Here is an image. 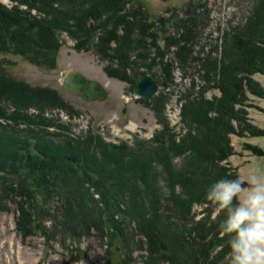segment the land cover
<instances>
[{
	"label": "rangeland",
	"instance_id": "1",
	"mask_svg": "<svg viewBox=\"0 0 264 264\" xmlns=\"http://www.w3.org/2000/svg\"><path fill=\"white\" fill-rule=\"evenodd\" d=\"M66 1L0 0V5L1 10L10 15L24 13L30 21L41 20L47 24L54 12L66 11ZM132 1L134 13L139 9L145 13L148 29L143 35L131 27L124 32L118 28V37L126 34V45L133 38L145 41V45L128 51L131 67L125 70L127 79L108 77L104 69L110 66L116 69L115 62L95 54L97 49H75L77 39L67 31L54 29L60 47L52 68L47 64L30 63L14 54L11 44L9 51H0L4 75L29 90L38 91L32 95L31 91H4L0 94V111L40 116V120H46V125L52 124L47 128L49 132L69 137L82 139L91 134L104 142L128 145L155 138L169 142L167 146L172 145L173 151L163 164L171 169L170 173L154 160L153 167L158 174L152 169L151 174L156 176L147 180L157 185L158 202L161 205L169 202L171 184L177 192L180 186L186 192L176 195L194 201L191 222L208 218V222L214 223L219 208L209 201H197L193 195L200 192L205 196L209 184L226 176L246 179L253 166L264 157V66L246 74L247 67L237 64L239 71H243L237 76L240 83L237 92L232 90L225 94L216 83L217 76L225 80L228 62L234 56V32L244 28L259 0ZM80 2L83 0L72 3ZM99 9L104 12L101 20L112 14L110 10L105 14L106 11ZM99 34L98 29L91 32V35ZM114 44H110L111 48ZM209 58L216 60L217 66L221 65V75L216 71L215 84L207 83L205 78L207 72L210 73L203 63ZM71 72L98 81L108 92L107 99L83 102L66 92L62 75ZM140 75L151 77L158 86L149 99L133 93L132 87ZM228 96L234 99L227 107ZM2 116L0 121L3 122L6 119ZM74 193L70 192L76 199L73 207L63 201L71 195L66 194L62 199L55 196L44 204V211L50 215H39L30 224L28 218L23 220L18 207L4 201L6 207H3L0 199V264H162L159 257L146 250L145 237L135 229L134 223L130 225L131 215L125 218L123 228L111 229L109 223L103 225L100 213L94 209L95 204L106 208L99 195L94 194L93 201L80 202L84 207L83 212L78 213L75 205L80 197ZM109 198L111 204L117 203L116 198ZM150 220L157 223L160 232L167 237L164 228H167V219ZM169 223L173 224L172 230L190 224L180 219Z\"/></svg>",
	"mask_w": 264,
	"mask_h": 264
},
{
	"label": "trees",
	"instance_id": "2",
	"mask_svg": "<svg viewBox=\"0 0 264 264\" xmlns=\"http://www.w3.org/2000/svg\"><path fill=\"white\" fill-rule=\"evenodd\" d=\"M72 2L73 0L66 1L68 6L65 12L55 10L57 12L53 13L47 24L41 20L30 21L24 13L10 15L1 10L3 7L0 5V51L7 52L13 46L11 51L14 54L24 57L30 63L47 64L52 68L60 47L54 29H61L67 31L73 39H77L75 49H97L94 50L95 54L103 55L116 63V69L111 66L104 69L108 77L127 79L125 70L131 67L128 60L131 52L128 51L145 45V41L133 38L132 42L126 45V34L118 37V28L124 32L131 27L145 35L148 29L145 13L140 9L134 13L135 5L132 0H83L76 5ZM99 8L106 11L105 14L108 10L112 14L101 20V14L104 12ZM251 18L254 20H250ZM247 22L244 28L234 32L235 52L228 62L225 80L217 76V86L226 91L225 94L232 90L238 91L240 83L237 76L243 71H239L237 64L247 67L244 72L246 74L264 66V0H259V4L249 14ZM96 29L100 34L91 35ZM243 29H246V36L242 32ZM78 34L80 37L77 38ZM112 43H115L114 48L110 46ZM218 62L220 63V60ZM203 65L206 71L207 67L209 68L211 75L207 72L206 82L215 84L216 71L221 75V65L217 66L216 60L210 58ZM0 80V94L4 91H31V95L38 92L6 77L3 67H0ZM228 97L225 101L227 107L234 99ZM12 112L0 111V116L4 113L2 119H6L0 121V199L2 203L4 201L9 206L18 207L23 220L29 219L28 224L33 223L39 215H50V212L44 211V204L55 196L62 199L66 194L71 195V198H63V201L66 206L73 207L76 199L72 198L73 194L70 192L75 191L74 195L80 197H77L80 201L75 207L78 208V213H81L84 203L80 202L93 201V195L97 194L106 206L103 209L97 204L94 205V209L100 213L103 225L107 222L111 229L123 228L125 218L131 215L133 220L130 225L134 223L135 229L145 237L148 247L146 250H151L160 258L162 264H227L226 238L218 230V223L223 218L221 210L219 209L214 223L208 222V218L191 222L190 213L194 201L179 198V195L186 192L184 189L179 186L177 192L175 185L171 184L169 202L161 205L156 194L157 185L147 181L158 174L153 167L154 160L163 165L162 170L170 173L171 169L165 168L163 164L167 161V155L173 151L172 145L167 146L169 142L155 138L128 145L126 142H104L99 136L91 134L82 139L69 137L59 132H49L47 128L52 124L46 125V120H40V116L32 117L26 113ZM21 124L24 127H21ZM152 169L156 175L151 174ZM79 184L81 186L77 188ZM153 194H156L155 197ZM109 196L116 198L117 203L111 204L107 200L111 199ZM193 198L208 203L200 192H196ZM23 205H26V208ZM2 206L6 207L4 203ZM150 218L167 219V228L164 227L167 229V237L160 232L157 223H151ZM175 219L190 224L186 228L172 230L173 224L169 222Z\"/></svg>",
	"mask_w": 264,
	"mask_h": 264
},
{
	"label": "clouds",
	"instance_id": "3",
	"mask_svg": "<svg viewBox=\"0 0 264 264\" xmlns=\"http://www.w3.org/2000/svg\"><path fill=\"white\" fill-rule=\"evenodd\" d=\"M205 198L222 212L227 264H264V157L246 179L220 178L207 186Z\"/></svg>",
	"mask_w": 264,
	"mask_h": 264
},
{
	"label": "water",
	"instance_id": "4",
	"mask_svg": "<svg viewBox=\"0 0 264 264\" xmlns=\"http://www.w3.org/2000/svg\"><path fill=\"white\" fill-rule=\"evenodd\" d=\"M62 87L69 94L78 97L83 102L105 101L108 92L103 85L93 79H88L78 72L63 75ZM158 86L153 79L147 75H140L138 81L133 85V93L143 99H149L155 94Z\"/></svg>",
	"mask_w": 264,
	"mask_h": 264
},
{
	"label": "bare ground",
	"instance_id": "5",
	"mask_svg": "<svg viewBox=\"0 0 264 264\" xmlns=\"http://www.w3.org/2000/svg\"><path fill=\"white\" fill-rule=\"evenodd\" d=\"M173 84V83H172ZM162 86V85H161Z\"/></svg>",
	"mask_w": 264,
	"mask_h": 264
}]
</instances>
